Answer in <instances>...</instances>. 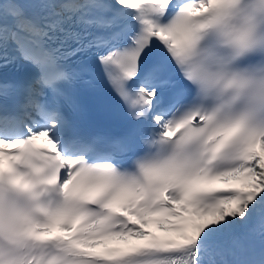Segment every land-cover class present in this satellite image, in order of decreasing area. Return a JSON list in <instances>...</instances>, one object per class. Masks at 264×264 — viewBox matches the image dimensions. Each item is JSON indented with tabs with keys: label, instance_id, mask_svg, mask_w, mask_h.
<instances>
[{
	"label": "snow or ice",
	"instance_id": "6c2138e0",
	"mask_svg": "<svg viewBox=\"0 0 264 264\" xmlns=\"http://www.w3.org/2000/svg\"><path fill=\"white\" fill-rule=\"evenodd\" d=\"M0 264H264V0H0Z\"/></svg>",
	"mask_w": 264,
	"mask_h": 264
}]
</instances>
